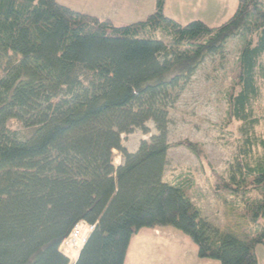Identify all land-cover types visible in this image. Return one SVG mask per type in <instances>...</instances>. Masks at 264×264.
<instances>
[{"label":"trees","instance_id":"16d2710c","mask_svg":"<svg viewBox=\"0 0 264 264\" xmlns=\"http://www.w3.org/2000/svg\"><path fill=\"white\" fill-rule=\"evenodd\" d=\"M155 0L144 20L116 25L56 0H0V264H70L60 244L94 224L71 264H125L143 229L173 227L200 259L258 264L264 245V0H238L218 26L180 24ZM171 38L166 43L156 32ZM238 37L227 119L240 134L233 172L215 187L243 201L253 234L201 215L186 181L162 176L169 110L195 70ZM156 133L135 151L134 129ZM15 122L18 128H14ZM193 153L198 146L183 141ZM121 156L114 165L113 151ZM256 196L246 198L248 191Z\"/></svg>","mask_w":264,"mask_h":264},{"label":"rangeland","instance_id":"374dc122","mask_svg":"<svg viewBox=\"0 0 264 264\" xmlns=\"http://www.w3.org/2000/svg\"><path fill=\"white\" fill-rule=\"evenodd\" d=\"M56 1L78 12L108 18L116 25L144 20L155 8V0ZM237 5L238 0H165L164 14L180 24L200 19L214 27L229 19ZM155 35L166 43L171 42L163 32L157 31ZM241 46V40L233 37L219 54L207 57L169 110L170 147L162 178L170 183L186 181V191L201 215L220 230L253 234L259 226L241 216L243 201L224 190L218 195L215 191L219 178H230L241 142L240 134L227 119V93L233 85ZM13 126L18 128L15 122ZM146 126L147 133L134 129L121 135L128 151H135L141 140H149L156 133L151 120ZM261 129L264 131V126ZM185 140L197 144L200 155L180 144ZM121 160L119 152L114 150V165ZM254 196L256 192L252 190L246 194V198ZM141 232V237L133 240L125 264H220L215 259H200L192 240L173 227L160 228V234L149 229ZM256 254L258 264H264V245L256 247ZM73 257L69 256L70 264L74 262Z\"/></svg>","mask_w":264,"mask_h":264},{"label":"built area","instance_id":"2783aa9c","mask_svg":"<svg viewBox=\"0 0 264 264\" xmlns=\"http://www.w3.org/2000/svg\"><path fill=\"white\" fill-rule=\"evenodd\" d=\"M94 229V224L87 221H78L68 236L60 244L61 251L69 258H76L79 250L87 242L89 235Z\"/></svg>","mask_w":264,"mask_h":264},{"label":"crops","instance_id":"0c3cea01","mask_svg":"<svg viewBox=\"0 0 264 264\" xmlns=\"http://www.w3.org/2000/svg\"><path fill=\"white\" fill-rule=\"evenodd\" d=\"M124 1H126V0H124ZM105 17H108V15L107 14H105ZM106 19H108V18H106ZM142 231V230H141ZM139 232V234H137L136 236H134V238L132 239V242H133V240L135 239V238H137V237H141V233L142 232ZM151 231H153L155 234H160L159 233V231H160V228H155V229H152ZM132 242H131V244H130V247H129V249H128V253H129V250H130V248H131V245H132ZM142 242H143V240H141L140 242H139V245H141L142 244ZM144 248V247H143ZM128 253H127V255H128ZM126 260H127V258H126ZM126 263V262H125Z\"/></svg>","mask_w":264,"mask_h":264}]
</instances>
